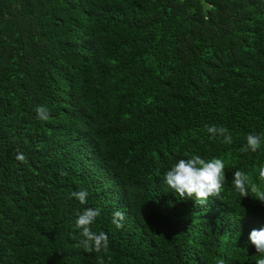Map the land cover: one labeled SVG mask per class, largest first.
<instances>
[{
	"label": "trees",
	"instance_id": "obj_1",
	"mask_svg": "<svg viewBox=\"0 0 264 264\" xmlns=\"http://www.w3.org/2000/svg\"><path fill=\"white\" fill-rule=\"evenodd\" d=\"M249 133L264 140V0H0V264H255L264 143L242 151ZM193 155L225 165L204 204L164 183ZM85 208L106 253L78 246Z\"/></svg>",
	"mask_w": 264,
	"mask_h": 264
},
{
	"label": "clouds",
	"instance_id": "obj_2",
	"mask_svg": "<svg viewBox=\"0 0 264 264\" xmlns=\"http://www.w3.org/2000/svg\"><path fill=\"white\" fill-rule=\"evenodd\" d=\"M35 112L38 119H49V109L46 106H37ZM205 129L211 138L222 136L224 143L230 144L232 142L231 134L223 126L205 125ZM246 141V146L241 149L242 151L251 150L255 152L264 143L259 134L252 133L246 136ZM15 159L22 163L26 162V156L22 152H17ZM224 168L225 165L220 158L206 160L199 155H193L191 158L179 159L172 164L169 170L164 173V183L181 199L193 198L196 202L204 204L209 198L220 196L225 182ZM259 178L264 180V165L259 169ZM232 183L242 197L248 195L249 189L246 186V174L244 172L234 171ZM70 195L81 204L87 203L88 192L86 190L73 191ZM258 200L264 203V194ZM112 215L111 222L117 228H121L125 214L117 210ZM75 216V227L81 230V236L84 238L78 246H82L89 253L101 251L106 253L109 244L107 234L103 231L93 232L90 227L96 218L100 216V209L85 208L83 211H77ZM248 240L255 247L256 252L264 254V227L252 229L248 235ZM99 264H104L102 258L99 259ZM218 264H225V261L221 259ZM255 264H264V258L257 259Z\"/></svg>",
	"mask_w": 264,
	"mask_h": 264
},
{
	"label": "rangeland",
	"instance_id": "obj_3",
	"mask_svg": "<svg viewBox=\"0 0 264 264\" xmlns=\"http://www.w3.org/2000/svg\"><path fill=\"white\" fill-rule=\"evenodd\" d=\"M204 6H206V4H204Z\"/></svg>",
	"mask_w": 264,
	"mask_h": 264
}]
</instances>
